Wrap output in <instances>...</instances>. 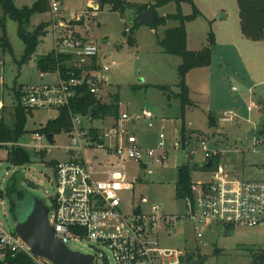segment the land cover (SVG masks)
<instances>
[{
	"label": "rangeland",
	"instance_id": "374dc122",
	"mask_svg": "<svg viewBox=\"0 0 264 264\" xmlns=\"http://www.w3.org/2000/svg\"><path fill=\"white\" fill-rule=\"evenodd\" d=\"M35 1L14 0V4L17 8L30 7ZM92 1L98 5L95 0ZM125 1L132 4L151 3V0ZM192 3L201 16L185 24L187 49L200 51L207 45L209 32L215 38L210 65L192 69L185 76L193 105L184 116V127L188 133L185 142L189 144L186 150L194 151L192 157L181 149H169L173 138L179 140V101L174 98L167 101L165 94L155 88L164 86L172 93L178 92L177 69L181 59L162 53L157 45V39L163 37L165 30L177 27L178 22L167 21L165 25L155 28L146 25L134 27V14L131 11L127 10L121 15L104 6L90 14V33L85 34L76 28L80 37L93 40L97 45V63L100 66L109 64L107 72H100L103 82L97 99L108 105L116 98L124 112L146 111L153 116L152 120L140 121L134 127L142 146L152 147L161 132L166 137L165 146L169 149L167 158L160 167L146 161L151 168L150 174H145L132 161L110 169L123 172L126 183L131 185L120 194L123 213H130L137 206H140L142 213H147L157 206L165 214L181 215L184 204L175 197L178 168L185 164L194 167L191 172L194 183L209 181L211 177L208 170L203 169L202 142L209 151L217 152L218 165L232 178L264 183V41H250L242 36L236 0H192ZM59 8L63 19L88 11L86 0H62ZM179 11L183 16H188L192 14V5L181 0ZM174 13V3L156 9L159 17ZM51 20L49 11L32 15L28 31H33L42 23L49 26L31 59L19 65L24 46L17 36L16 23L5 19L6 36L12 50V54H9L0 49V100L7 107L5 117H8V107L14 104L13 86L17 88L41 83L35 59L53 50ZM85 21L88 23L87 17ZM125 27L131 28L129 33L124 32ZM128 38L134 39L133 45L128 44ZM53 79L54 76L44 75L45 81ZM249 102L257 109L248 112ZM56 115L54 109L31 111L25 125L29 133L21 141L29 142L32 132ZM209 115L215 118V126H208ZM222 115H228L232 120L221 123L218 118ZM66 143L65 133L54 135L55 147L62 148ZM98 155L102 157L101 153ZM73 157L78 158V155ZM70 158L60 149H52L43 156L31 153V162L18 168L11 166L0 150V191L4 192L9 179H14L24 194V199L16 202L14 214L10 213L9 201L4 198V214L1 217L6 228L14 230L16 223L26 216L32 197L51 208L55 177L54 168L48 163ZM110 161L116 163V158L111 157ZM108 170V167L100 169L98 178L104 179L103 174ZM210 230L197 242L190 224L179 222L174 226L170 238L160 232L157 239L162 248L185 251L186 256L181 264H199V260L200 264H253V254L258 249H264V228L235 227L221 231L214 225ZM67 247L73 252L95 255L86 240H72ZM104 253L106 259L98 257L96 264H112L109 252L105 250ZM188 253L192 258H186Z\"/></svg>",
	"mask_w": 264,
	"mask_h": 264
},
{
	"label": "built area",
	"instance_id": "2783aa9c",
	"mask_svg": "<svg viewBox=\"0 0 264 264\" xmlns=\"http://www.w3.org/2000/svg\"><path fill=\"white\" fill-rule=\"evenodd\" d=\"M46 2L52 16L50 24L53 29L54 55L75 58L81 71L78 75L75 71H69L67 78H63L56 68L53 72L56 77L54 83L22 86L19 90V105L32 111L66 110L70 122L67 143L62 148L55 147L54 136L50 144L47 135L35 133L29 142L19 140L0 143V150L6 159L12 147L37 155L60 149L72 157L55 162L54 194L47 216L55 238L66 247L72 240H86L89 248L94 250V264L98 257L106 259L105 250L109 252L112 264H181L185 251L162 248L157 239L160 232L170 238L176 223L190 224L197 242L214 225L221 231L235 227L264 228V183L234 179L219 165L208 171L211 176L209 181H191L190 194L182 199L184 211L181 215L165 214L157 206L147 213L136 209L130 213L121 211L120 194L131 185L126 183L123 172L111 171V168L132 161L145 174H150L151 168L146 161H152L160 167L169 149H181L189 157L194 155V151L186 150L189 144L182 141L179 133V140L173 138L169 149L165 146L166 137L162 132L152 147L142 146L134 127L140 121L152 120L153 116L149 112H124L118 103L116 117L93 120L89 115L71 110L80 88H85L88 94L97 99L103 82L100 72H107L109 68L108 63L100 66L96 62L92 65V60L97 58V45L93 40L80 37L74 30V27H79L85 34L91 32L90 22L86 23L85 18L90 19V14L98 10V5L86 0L92 8L63 19L60 17V0ZM81 20L82 26L70 24ZM130 29L125 27L124 32L129 33ZM44 75L39 72V79L44 78ZM256 109L257 106L249 102L247 111ZM231 120L228 115L218 118L221 123ZM203 143L201 151L205 166L217 156V152L209 151ZM74 155H78V158H74ZM111 157L116 158V163L110 161ZM105 167L109 170L103 174L104 179L98 178L100 169ZM4 198L0 196V264H12V259L17 255H25L35 264H52L31 255L30 249L15 230L4 226L1 217L4 214ZM260 256L264 257V249H258L253 254V264L262 263Z\"/></svg>",
	"mask_w": 264,
	"mask_h": 264
},
{
	"label": "trees",
	"instance_id": "16d2710c",
	"mask_svg": "<svg viewBox=\"0 0 264 264\" xmlns=\"http://www.w3.org/2000/svg\"><path fill=\"white\" fill-rule=\"evenodd\" d=\"M61 1V0H60ZM98 4V10H101L104 6H109L110 11L118 12L123 15L127 10L134 14V27L140 26L135 16L137 13H143L151 11L156 18V23L153 28L159 25H165L167 21H176L178 26L165 30L162 38L157 39V45L161 49L162 53L169 56H176L181 59V63L177 69L178 83L176 85L178 92L172 93L168 87L155 86L158 90L162 91L167 101L172 98L179 101L180 109V137L183 142L188 138V133L184 127V116L192 105L190 100L189 88L185 84L186 74L195 68H204L210 65L212 49L215 45V38L212 32L208 33L207 45L200 51H189L187 49V35L185 30V24L200 17L199 11L195 8L192 0H184L192 5V14L183 16L180 10L181 0H151V3L147 4H132L125 0H95ZM239 10V24L242 36L250 41H264V0H236ZM174 3L176 5V13L168 14L159 17L156 14V9L163 7L167 4ZM48 5L46 0H36L30 7L17 8L14 4V0H0V49L3 53L12 54L11 47L9 45L6 30L5 19L9 18L17 25V36L21 40L24 50L21 56L19 65L26 64L34 55L36 48L39 44L40 38L45 34L47 24L38 25L33 31H28L29 20L32 15L48 12ZM89 11H91L89 9ZM90 22V19H87ZM71 25L82 26L83 20L79 22H72ZM128 44L133 45L134 39L128 38ZM72 58L66 55L55 56L54 52L41 56L35 59V66L39 72L50 73L54 72L56 68L59 69L61 76L67 78L69 71H75L76 75L79 74L81 69L73 68L68 65ZM96 64V59L92 60V65ZM94 69V67L92 66ZM88 70V69H87ZM22 86L15 88L12 87L13 101L12 106L8 107L9 111L7 116V107L3 105V100H0L2 106L0 108V143H14L22 139L24 135L29 133L25 129L27 116L31 114L32 110H26L19 105V90ZM93 96L88 94L85 88L78 90V96L72 103L71 110L81 115H89L93 120L103 119L111 116L116 117L118 115V99H114L110 104L93 103ZM57 115L54 119L49 120L46 124L34 130L32 133H39L44 135L52 134L53 136L60 133H69L70 122L68 119V113L64 109L56 110ZM208 126H215L216 121L212 116H208ZM190 140V139H189ZM42 156L44 154H41ZM7 162L13 167H22L31 162V153L19 148L12 147L7 156ZM211 164L209 169L216 168L219 164L218 156H215L209 160ZM49 166L55 168V162L48 163ZM194 167H190L188 164L182 165L177 171V180L175 183V197L182 200L184 197L190 194L191 186V172ZM0 196L5 197L9 201V211L11 214L15 212L14 201H22L24 194L21 191L19 184L14 179H9L5 191H0ZM231 228H226L229 230ZM187 259L192 258V255L188 253ZM186 255L181 259V263ZM261 264H264V257L260 256ZM200 264V260L198 261ZM12 264H35L29 257L25 255H17L12 259Z\"/></svg>",
	"mask_w": 264,
	"mask_h": 264
},
{
	"label": "water",
	"instance_id": "95a60500",
	"mask_svg": "<svg viewBox=\"0 0 264 264\" xmlns=\"http://www.w3.org/2000/svg\"><path fill=\"white\" fill-rule=\"evenodd\" d=\"M88 8H92L91 5ZM135 18L140 25L151 28L156 23L155 15L149 10L137 13ZM92 102L102 103L100 99L94 98ZM52 137V134L47 135L50 144L52 143ZM210 166L211 164L207 163L204 168L209 169ZM16 202L14 201L15 206ZM139 210L140 206H137L136 211ZM48 212L49 209L41 200L32 197L28 213L16 223L15 233L28 246L31 255L52 264H94L92 256L70 251L61 241L55 238L54 230L47 219ZM193 264H197V262Z\"/></svg>",
	"mask_w": 264,
	"mask_h": 264
},
{
	"label": "crops",
	"instance_id": "0c3cea01",
	"mask_svg": "<svg viewBox=\"0 0 264 264\" xmlns=\"http://www.w3.org/2000/svg\"><path fill=\"white\" fill-rule=\"evenodd\" d=\"M61 2H62V0H61ZM94 3V2H93ZM146 4V3H145ZM90 5V3H88V2H86V7L88 8V6ZM50 24V23H49ZM49 26V25H48ZM76 28H79V27H74V30L77 32V30H76ZM78 33V32H77ZM79 34V33H78ZM187 35V34H186ZM97 62V61H96ZM68 65H70V66H72L73 68H77L78 69V67H77V62H76V60L75 59H72V61L71 62H68ZM39 72V71H38ZM39 74V73H38ZM45 74H49V75H51V76H54V79L52 80V81H45L44 80V78H42V79H39L40 80V82H44V83H54L55 81H56V77H55V75L53 74V72H50V73H45ZM39 78V77H38ZM23 86V85H22Z\"/></svg>",
	"mask_w": 264,
	"mask_h": 264
}]
</instances>
